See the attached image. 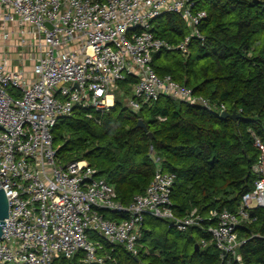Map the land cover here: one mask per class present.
Wrapping results in <instances>:
<instances>
[{
  "label": "built area",
  "instance_id": "obj_1",
  "mask_svg": "<svg viewBox=\"0 0 264 264\" xmlns=\"http://www.w3.org/2000/svg\"><path fill=\"white\" fill-rule=\"evenodd\" d=\"M197 4L0 0V187L9 200L0 264H55L59 259L74 264L77 257L78 264L115 262L114 249L106 250L97 237L137 257L148 217L182 234L204 229L208 222L222 264H247L241 249L248 239L240 238L239 229L256 221L254 210H264V144L259 139L253 166L258 179L237 211L211 210L203 217L193 210L183 218L176 216L172 201L175 174L159 170L146 191L125 205L87 161L63 167L54 144L59 120L77 108L103 117L115 106L119 83L129 77L137 79L127 100L134 112L161 98L213 111L208 100L171 76L160 77L153 67L157 53L178 51L188 57L192 40L204 41L199 27L207 14L197 11ZM169 13L179 15L188 28L178 45L152 32L153 21ZM223 112L225 106L219 115ZM208 244L202 241L204 248Z\"/></svg>",
  "mask_w": 264,
  "mask_h": 264
},
{
  "label": "trees",
  "instance_id": "obj_2",
  "mask_svg": "<svg viewBox=\"0 0 264 264\" xmlns=\"http://www.w3.org/2000/svg\"><path fill=\"white\" fill-rule=\"evenodd\" d=\"M197 11L207 14L199 27L204 41L193 39L188 57L178 51L157 53L153 67L160 77L171 76L193 89L213 111L161 98L134 112L127 100L137 79L129 77L119 83L115 106L106 115L77 108L53 131L61 165L87 161L116 188L125 205L146 191L159 170L175 174L172 201L178 218L193 210L203 217L211 210L237 211L258 179L253 172L260 155L255 139L264 144V42L255 41L264 33V0H198ZM152 26L156 37L172 45L189 35L177 14H164ZM221 106L242 119H221ZM140 119L147 130L137 127ZM253 217L252 225L239 229L240 238L248 239L241 252L247 264H264V210H254ZM203 224L204 229L188 232L182 247L171 238L179 232L168 222L148 217L139 262L122 246L96 240L106 250L114 249L115 262L107 264H222L211 243L209 223ZM202 241L208 246L204 248ZM197 244L199 252L194 249ZM55 264L66 262L59 259Z\"/></svg>",
  "mask_w": 264,
  "mask_h": 264
},
{
  "label": "water",
  "instance_id": "obj_3",
  "mask_svg": "<svg viewBox=\"0 0 264 264\" xmlns=\"http://www.w3.org/2000/svg\"><path fill=\"white\" fill-rule=\"evenodd\" d=\"M4 95V94H3ZM5 96V95H4ZM8 98V97H7ZM9 99V98H8ZM11 100V99H10ZM12 101V100H11ZM14 102V101H13ZM17 104V103H16ZM22 107V106H21ZM24 108V107H23ZM25 109V108H24ZM25 118H26V115H25ZM220 118L225 120V119H230L232 121H237V120H240L242 119V116L237 114L236 112H233V113H228L227 111L226 112H223L221 115H220ZM2 127V126H1ZM137 127L139 128H142L144 130H147V125L145 124V122L140 119L138 121V125ZM5 129V128H4ZM7 130V129H6ZM9 131V130H7ZM9 132H12V131H9ZM1 186V185H0ZM6 219H9V200L6 196V193L4 192V190L0 187V239L2 237V230H3V226L6 227V224H5V220ZM195 251L196 252H199L200 250V247L199 245H195L194 247ZM135 260L137 262H139V259L137 257H135Z\"/></svg>",
  "mask_w": 264,
  "mask_h": 264
},
{
  "label": "rangeland",
  "instance_id": "obj_4",
  "mask_svg": "<svg viewBox=\"0 0 264 264\" xmlns=\"http://www.w3.org/2000/svg\"><path fill=\"white\" fill-rule=\"evenodd\" d=\"M255 41H256L257 45H260L261 43H263L264 42V33L257 35ZM188 237H189V233H187V234L174 233L171 235V238L178 241L182 247L186 246ZM192 249H193V246H192V248H190L189 251L192 252Z\"/></svg>",
  "mask_w": 264,
  "mask_h": 264
}]
</instances>
